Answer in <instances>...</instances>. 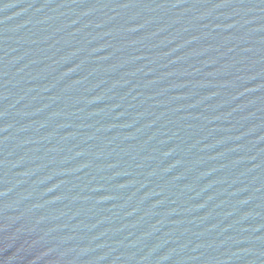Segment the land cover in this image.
<instances>
[{
  "label": "water",
  "instance_id": "95a60500",
  "mask_svg": "<svg viewBox=\"0 0 264 264\" xmlns=\"http://www.w3.org/2000/svg\"><path fill=\"white\" fill-rule=\"evenodd\" d=\"M0 264H264V0H0Z\"/></svg>",
  "mask_w": 264,
  "mask_h": 264
}]
</instances>
